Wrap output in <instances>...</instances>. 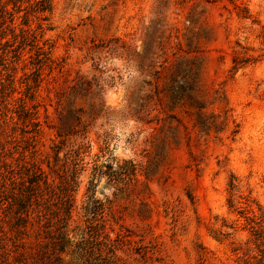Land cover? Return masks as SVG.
<instances>
[{
  "label": "rangeland",
  "instance_id": "obj_1",
  "mask_svg": "<svg viewBox=\"0 0 264 264\" xmlns=\"http://www.w3.org/2000/svg\"><path fill=\"white\" fill-rule=\"evenodd\" d=\"M4 1L0 264H37L16 224L28 177L57 190L74 168L72 225L93 180L109 264H261L264 0ZM127 161L135 175L110 178Z\"/></svg>",
  "mask_w": 264,
  "mask_h": 264
},
{
  "label": "trees",
  "instance_id": "obj_2",
  "mask_svg": "<svg viewBox=\"0 0 264 264\" xmlns=\"http://www.w3.org/2000/svg\"><path fill=\"white\" fill-rule=\"evenodd\" d=\"M21 0H5L3 8L11 4L13 10H20ZM19 3V4H18ZM33 12L43 13L52 9L51 0H33L28 5ZM8 14L9 25L13 24L14 12ZM41 19H44L41 17ZM22 24L26 25V16L22 19ZM6 23V19L0 16V26ZM41 28L40 25L37 26ZM13 29V27H10ZM29 36H33L31 41H35L36 36L28 33V30H21V40L26 41ZM60 135V134H59ZM55 151V155L58 153ZM75 155L78 152L74 150ZM76 165V163L74 164ZM75 167V166H74ZM135 165L127 161L125 164L117 166V169L109 174L110 178L118 181H126L135 175ZM98 172L94 167V174ZM100 173V170H99ZM77 172L73 169L70 180H65L59 189L52 187L41 172L32 173L28 183L18 192L16 198V224L26 231L27 226L34 228V244L32 255L37 264H109L114 258L116 239H111L105 230L103 220V204L94 198L93 191L95 183L90 180L87 187V197L82 206L84 213V223L82 225H72V211L74 209L75 198L72 194L77 186ZM229 187H235L233 179L229 182ZM264 217V215H263ZM258 224L253 227L255 235L264 238V226ZM64 256L69 257V261L64 262ZM264 264V256L261 260Z\"/></svg>",
  "mask_w": 264,
  "mask_h": 264
}]
</instances>
